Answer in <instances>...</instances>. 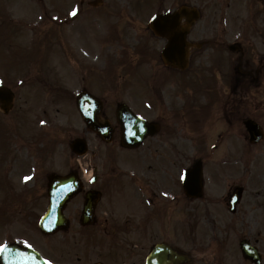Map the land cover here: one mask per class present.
I'll list each match as a JSON object with an SVG mask.
<instances>
[{"label":"rangeland","instance_id":"1","mask_svg":"<svg viewBox=\"0 0 264 264\" xmlns=\"http://www.w3.org/2000/svg\"><path fill=\"white\" fill-rule=\"evenodd\" d=\"M111 1L113 2V5H117L118 3V5H120L124 11L122 16L118 13H115L114 19L117 21V23H119L121 20H127L129 18V11L135 13V9L133 8V6H131L132 9L129 7L131 1L132 3L133 1H135V4L137 3V8L140 12H145L146 10L151 8V6L155 2V0H142L141 2L140 0ZM181 1L188 2L189 0ZM4 2L9 6L18 4V0H4ZM246 3L247 2H245V5ZM20 8L21 12L32 9L29 6H24L22 4H20ZM135 14L139 15L140 13ZM93 15H95V17ZM246 15L247 14L245 11V16ZM112 16L114 15L112 14ZM95 19H97V23H101L99 24L100 27L107 29V34H110L113 31L114 26L111 24H107L106 21H104L102 25L101 19L103 20V18H101V14H88L87 12H85L77 20V26L74 29L69 30V33H66V30L64 29V32L62 34V36L64 35V42H60L61 40L59 39H51L52 44L50 48L51 50L53 48L56 49L52 50L55 54H51V61H53L55 64H61L64 60V70L62 73L57 70L59 69V67L52 66L51 62H47L50 56H47L45 49H49L47 48L49 43L47 44V46H43L44 44L39 45L42 46L39 49H42L45 54L40 53L41 55H37L36 60L39 63L38 66H42V62L43 65H51L50 67H45V70L48 71L50 75L51 82V88L48 87V90L51 91L50 94L53 97L54 102L57 101L56 106L59 109L63 110V117L66 119H75V115L72 114L73 110L71 106V102L73 101H69L70 97L66 95V92L70 91V94H73V91H75V93L81 91L83 83L88 84L89 82H91L92 85H95V82H92L93 80L91 79L94 78L96 80L97 78L93 77V75L95 73H98L100 75L102 73L101 71H103V68L109 67V65L112 63L118 64L117 68L124 66V64H121V62L125 60L122 59V56L119 52L121 48H127L126 45H124L123 41L119 39V36L111 39L108 42L112 43L114 41V44H111L109 47L104 46L102 52L98 51L99 47L96 45L98 43V40L95 39V36L98 35L93 34L96 31V28L93 29V25H91L90 22L91 20L94 21ZM114 19H112V21ZM143 21L144 20L142 19L137 20V25L132 28V30L129 32V35L126 37L127 43L133 45L137 42L139 43L138 46H141L143 44L149 45V50L157 52L156 48L159 47L160 41L155 39L149 32L146 31V26H144L145 21ZM234 21H236V19ZM82 25L83 27L81 31ZM77 27L79 28V31ZM47 28L48 27H46V30ZM119 28L121 29L120 25ZM129 37H131V39H129ZM92 40L94 42L91 44ZM76 47L79 49L78 52L75 51ZM250 47H252V50L253 48L256 49L254 43H250ZM63 49L66 50V52H64V54H60V50ZM69 49L75 50L71 52L68 51ZM144 49L145 47L142 49L141 54L145 55L148 50ZM202 58H205V56H202ZM39 59H41L42 62H39ZM9 60L10 55H7L5 49L0 53V74L15 75L19 73L16 68H6L9 66ZM138 61H140V56L134 58L132 63L128 65L131 68H119L121 73L119 71L120 74L117 78L121 81H129L131 85H134L136 94L139 95L138 97L144 100L146 98L147 92L144 87L139 86L138 82L147 80L146 78H149V75L153 70L154 73H156L155 71H162L160 72V75L162 76L168 75L169 73L167 71V68H161L156 59H154L153 62L151 61L152 63H149L153 66V69L150 68V70L146 67H137ZM95 87H98V85H95ZM176 88L178 89V86ZM176 88L175 90H177ZM92 89L95 90L96 88ZM33 90V92H30L27 87H24L22 89V93L28 97V101L30 103L29 105L31 106L29 109V115L26 116V118L31 119L37 114L38 105L44 103L47 100V94L41 86H34ZM130 90H132V88ZM165 90L168 91L167 88H165ZM165 90L163 91L165 92ZM108 91L109 90H106V92ZM130 93L128 97H123L121 99H125L127 101L129 100L134 104L137 101L135 102V96H132V94ZM105 97L108 99L106 95ZM114 97L119 98L118 96ZM114 99H108L109 103H112ZM260 99L261 104L258 105L259 110L257 109L259 112L247 116H255V118L259 120L264 126V95L261 96ZM245 110L247 113L248 110L253 111L247 104H245ZM60 115L61 111L59 112V116ZM195 117H197L196 113L195 115L193 114V118ZM200 117H197L195 123H193L195 124V131L187 126L185 130H187L188 132L186 133V135H181L180 141L181 143L190 145L193 144L197 146V151L193 152V154L196 153L198 157L203 159L206 173L205 175L207 176L206 180L208 182L207 192L209 196L212 195V191H215V193L217 194L220 191L219 189H221L220 194L226 197L227 192L230 188L234 187L236 184H241L245 186V197L242 203L239 205L238 211L235 213H230L228 209H225L226 204L224 202L221 203V201L219 199H216V197L209 198L213 202H208L210 209L208 211H202V209L200 208L201 204L199 203H202L203 201H199L196 205L194 216L192 214L193 208L184 210L186 212L184 213L185 216L184 214H180V217H182L179 226V231H181L179 232L178 236L180 246L194 252L195 255L196 252L202 254L201 257L203 259L199 257L197 264H213V262L219 264H254L250 261L247 262L246 260H244L241 251L239 250L240 240L246 238L251 240L252 243H255L259 246L264 264V189H262V185L264 184V140L257 146H253V148H251L250 150H239V147L242 146L243 142L240 138L239 129L236 122H233L226 130H224L221 133L222 135L220 137L218 132L224 129V121L220 120L215 125L213 122H211V120L209 121L210 115H208L207 122L203 124L204 128L202 130H196L201 127V120H199ZM172 119H175L174 123L178 127V117H170L169 113H167L164 123H168V121L170 122L172 121ZM179 124L180 127L184 126L181 119H179ZM28 128L30 131H34L33 125L31 123L29 124ZM74 136L77 135L74 134ZM89 139L91 144V152L88 156L85 157L84 160L91 159L93 161L94 151L101 150V147H96L97 143L94 142V138L92 139V136H90ZM214 143L221 145H217V147L220 148L219 150L212 149V144ZM200 144H205L206 151H199L198 146ZM102 150H105L104 146H102ZM237 150L239 151L237 152ZM242 151H244V153L246 154L243 161L242 159L240 160V158L236 157V155H240V152ZM52 165L59 166L55 165L53 161ZM57 168H61V166ZM210 183H212V185ZM195 203H193V206L195 205ZM202 212H209L213 214L210 215L211 217L207 218V214L204 215L203 213L202 215H200ZM190 217L193 219H191ZM190 219L196 221L192 224V227L190 225ZM2 228L3 227L0 226V236L2 234ZM193 229H195L196 237L191 238L190 236H186V234L193 235V232L190 233ZM85 237L86 236H83L82 233H79L77 236H72L71 238L72 240H86ZM88 240L90 241V243H87V245H92L90 237ZM194 241L196 242V245L191 246ZM48 242L50 245L60 244V241L57 240V238L52 237L48 238ZM68 243L70 244L69 237ZM87 250H93V247L91 246ZM45 252L49 254L47 250ZM92 254V252H87L85 254V257L91 256ZM82 256L84 257V254H82ZM58 260L60 261L61 258L58 257ZM85 262L86 261H84L82 264H85ZM107 263L117 264V260L114 261L107 259ZM118 264L125 263L119 262Z\"/></svg>","mask_w":264,"mask_h":264},{"label":"flooded vegetation","instance_id":"2","mask_svg":"<svg viewBox=\"0 0 264 264\" xmlns=\"http://www.w3.org/2000/svg\"><path fill=\"white\" fill-rule=\"evenodd\" d=\"M205 1H207V6H215L222 2L224 15L215 16L211 11V16H208L207 20H204L197 27H194L191 35L199 36L204 33L206 36L207 34L213 33L215 35L213 36L214 38H227L225 36L228 33L226 29L220 34L217 31L219 24L231 22L237 25L239 21L234 20L241 19V11H239V8L238 11L233 9V6L240 4L243 0ZM32 2L39 4L40 9H43L44 14H46L40 17L42 21L37 22L36 26L40 29L45 28L47 21L48 26L51 25L52 19H54L52 13L57 14L58 10L52 13L49 12L46 9L49 7L47 0H32ZM82 2L83 4L85 2L92 4L94 1L83 0ZM4 4V0H0V5ZM50 4L54 5V3ZM62 13H64V9ZM254 22L258 26L261 25L260 18L258 19L256 17ZM33 23H36V21L33 20ZM20 27L21 22L19 20L15 21L12 16L2 17L0 20V29L5 28L7 31L15 33ZM238 28L239 26L237 25ZM257 30H259L258 27ZM45 33L47 34V30H45ZM212 50L215 51L217 49L212 48ZM254 70L257 71V68H254ZM242 74L243 71L239 70L237 79ZM241 82L242 80H240ZM164 88V86L160 87V95L158 96V100L162 105V112L159 114L161 117L159 131L155 135L147 137L138 146L132 145L130 147H124L122 145L120 126L116 122L117 108L120 102L116 101L115 106L113 103H110V105L109 103L104 104L103 117L111 121L114 140L108 144L112 149L107 154L100 155V150H97L96 153L98 156L89 162L93 169L94 181L85 188V191L93 190L96 197H98L95 203L93 222L91 225H84L82 223V206L85 200V191H82L80 197L83 199L78 207V217L72 220L69 227L72 225L75 227L74 225H76L79 229L82 228L91 231L93 235L100 232H109V235L113 237L110 242L114 245L121 244L125 248L129 242H127V239L133 238L131 232L140 231V239H137L135 243L138 246H143L145 249L150 246L148 244L152 246L155 243L164 241L165 231L168 227H177L178 217H176V214H178L177 207L179 208L181 197L180 147L174 144V141L169 143L167 141L168 139H165L164 136L171 133L173 125L168 127L169 122L165 124L162 122L166 118V110L167 113L174 114V116H178L181 113L185 114V111H182L183 107L179 104L176 105L174 96L169 90L163 91ZM243 88L244 86L240 88V91L244 92ZM163 92L167 93V95H162ZM18 108L19 106L13 107L11 111L3 115L4 117H8V119H14V124L19 126L12 133L19 142L8 145L3 150L2 161H0V171L3 175L0 174V180L3 181L5 177L8 182V190L6 192V198L8 199L12 198L13 191L19 183H21L23 188H28L30 185L28 186L22 183L29 181L34 183L30 189V193L35 199L37 197L42 200L45 199V192L43 190L47 194L49 176L46 175L49 174L48 169L52 166L53 161L54 149L51 119L43 123L35 119L31 122L34 131H30L28 122H24L23 127H21V117L18 116L21 112H16ZM46 112L44 109L42 113L45 115ZM159 116L157 115V117ZM39 118L46 119L45 117ZM26 135L30 137V144L20 142ZM61 135L56 134L55 150L58 146H64ZM117 149H119L120 154L117 152ZM67 162L69 165L64 166V173H79L81 162L74 157L68 158ZM120 164L123 168H120ZM25 177H30V179L23 181L22 179ZM23 199H27V196L25 195ZM17 205L13 213L2 208V215L5 217L2 220L4 222H16L15 226L11 225L4 232V237L9 242H14L13 239H17V242H21L22 240L38 242L34 239V231L37 225V211L41 208V212H43V207L36 208V205L26 206L25 203H17ZM119 232H127L130 234L128 238L117 240L116 237ZM40 239H42V236ZM166 242H169V240ZM52 249L58 251L57 247H52ZM59 251L64 254V238L62 248ZM135 256L137 257V255ZM133 257L132 251L128 250L126 258L132 260Z\"/></svg>","mask_w":264,"mask_h":264},{"label":"water","instance_id":"3","mask_svg":"<svg viewBox=\"0 0 264 264\" xmlns=\"http://www.w3.org/2000/svg\"><path fill=\"white\" fill-rule=\"evenodd\" d=\"M182 17L186 18V26L180 24V18ZM195 17H197V13L195 10H190L186 7H183L177 10L174 14L160 15L154 20L152 24L153 29L158 34L165 35L169 39L168 47L164 51L165 60L168 64L180 68H185L187 66L190 44L187 42L186 36L189 26L193 23ZM251 130L253 131L254 138L255 136H262L259 128L256 125H254ZM186 190L189 194L192 195L200 194L201 171L199 165H196V167L190 172L186 182ZM240 192L241 190H239L238 194H236L238 198ZM168 250L169 249L166 248L163 254V248L158 247L152 253L153 258L151 259V264H176L177 261L181 258L179 259L175 254ZM245 251L246 253L247 251H249L248 256L254 259L257 264H260V256L256 254V251L254 254L252 251H250V249H248V247Z\"/></svg>","mask_w":264,"mask_h":264},{"label":"snow or ice","instance_id":"4","mask_svg":"<svg viewBox=\"0 0 264 264\" xmlns=\"http://www.w3.org/2000/svg\"><path fill=\"white\" fill-rule=\"evenodd\" d=\"M72 15L73 16L77 15V12L73 11ZM42 123H43V121H42ZM28 179H30V177H25V180H28ZM29 247H31V245H29ZM6 249H7V245H0V252L5 251Z\"/></svg>","mask_w":264,"mask_h":264}]
</instances>
